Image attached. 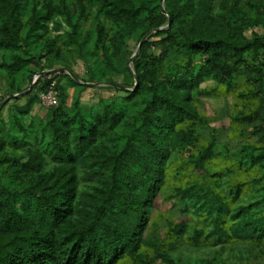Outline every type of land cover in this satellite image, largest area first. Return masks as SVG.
Instances as JSON below:
<instances>
[{
  "label": "trees",
  "instance_id": "trees-1",
  "mask_svg": "<svg viewBox=\"0 0 264 264\" xmlns=\"http://www.w3.org/2000/svg\"><path fill=\"white\" fill-rule=\"evenodd\" d=\"M244 2L0 0V71L9 78L10 93L22 91L17 81L32 77L39 58L60 52L47 34V22L57 14L72 26L64 43L87 49L85 58L97 56L90 80L123 92L102 100L95 111L78 99L68 108L67 94L56 82L59 103L41 131L33 122L26 125L23 116L55 79L42 74L22 96L27 102L16 107L10 129L0 134V168L6 175L0 177V264H118L124 258L148 264V253L176 264L146 232L172 154L187 153V162L206 171L223 154L215 140L190 153L200 141L198 128L207 123L198 100L215 91L202 84L231 88L239 73L248 74L256 82L250 94L260 99L261 109L238 121L253 124L264 139V61L259 60L264 35L244 34L249 21L237 17ZM87 15L95 23L83 31ZM102 18L112 23L110 29ZM157 36L162 37L152 40ZM133 40L142 44L130 60L123 51ZM116 72L132 85H118ZM66 76L81 84L74 74ZM233 156L240 160L230 169L261 172L250 184L259 196L240 203L248 183L237 179L226 193L221 170L208 171L206 183L178 186L183 218L169 223L174 241L185 237L194 247L264 241V145L245 143Z\"/></svg>",
  "mask_w": 264,
  "mask_h": 264
},
{
  "label": "rangeland",
  "instance_id": "rangeland-1",
  "mask_svg": "<svg viewBox=\"0 0 264 264\" xmlns=\"http://www.w3.org/2000/svg\"><path fill=\"white\" fill-rule=\"evenodd\" d=\"M244 9L237 16L240 21L243 19L249 21V26L246 27L244 34L248 37H253L255 34L264 35V0H245ZM86 17L81 22L83 31L93 27L95 23L92 15ZM101 20L106 28H111V22L104 18ZM54 23H59L60 27L55 28ZM47 24L50 27L47 34L55 40V48H60V52L55 50L39 58L42 72H40V68H36L37 70L31 78L30 76L22 77L25 79L17 81L22 91L10 93L9 78L5 72L0 71V134L4 128L10 129L9 123L13 116L18 113L16 107L27 102V98L22 96L33 90L42 74H48L56 82H59V86H61L59 91L67 94L66 107L68 108L78 99L84 108L95 111L100 108L102 100H109L123 94L112 84L90 80L91 70L95 68L98 58L97 56L85 58L83 53L87 49L82 51L73 43L70 45L64 43L65 35L72 30L66 16L57 14ZM161 37L157 36L152 40ZM137 49L135 41H130L127 49L123 51V57L132 58ZM2 54L3 51H0V57ZM260 57L259 60L264 61V57L262 55ZM66 73L74 74L81 84H72ZM247 76L248 74L239 73L231 88H227L224 84L218 85L214 81H207L202 84V87L215 88V91L212 94L201 96L198 100L199 110L207 117V123L198 128L200 141L190 151L191 154H197L212 141L217 142L223 154L213 158L207 164L206 169L209 172L221 170L223 173L220 179L221 187L226 193H229L231 183L237 179L246 181L248 184L240 203H248L259 196L257 189L250 184L261 175V172L256 168L250 170L230 169L235 161L240 160L239 156L233 155L239 153L245 143L264 145V139L259 138L258 133L254 132L256 129L253 124L238 121L245 114H253L256 110L261 109L260 99L253 98L250 94L254 90L256 82ZM114 79L118 85L125 83L132 85L133 83L132 79H126L120 72L114 74ZM13 94L18 95L15 97L21 98L14 100L15 97H11ZM41 95L42 93H39L40 100L35 102L31 111L23 116L26 125L34 123L36 131H41L47 124L52 111V106L45 104ZM14 139L21 141V135L15 134ZM6 149L11 153L17 151L10 145H7ZM187 158L188 154L184 152L182 154L181 152H174L170 158L166 185L152 211L151 221L146 232L147 239L157 240L169 251L176 264H205L201 262L203 259H208V264H264V241L239 242L235 245L226 246L205 243L194 247L185 237L176 242L173 237L169 236V223L179 222L183 218L177 208L179 196L176 194V188L196 182L206 183L208 171L196 168L194 164L186 161ZM5 176L4 170L0 168V177ZM148 254L150 255L148 264H166L155 253ZM118 264L141 263L133 262L130 258H124Z\"/></svg>",
  "mask_w": 264,
  "mask_h": 264
},
{
  "label": "built area",
  "instance_id": "built-area-1",
  "mask_svg": "<svg viewBox=\"0 0 264 264\" xmlns=\"http://www.w3.org/2000/svg\"><path fill=\"white\" fill-rule=\"evenodd\" d=\"M56 80L53 81L50 89L42 93V101L49 106H56L59 103V91L55 87Z\"/></svg>",
  "mask_w": 264,
  "mask_h": 264
},
{
  "label": "water",
  "instance_id": "water-1",
  "mask_svg": "<svg viewBox=\"0 0 264 264\" xmlns=\"http://www.w3.org/2000/svg\"><path fill=\"white\" fill-rule=\"evenodd\" d=\"M146 38V37H145ZM144 40V39H143ZM141 44H142V41L140 42V44L138 45V49H137V52H138V50H139V48H140V46H141ZM137 52L132 56V60L135 58V56L137 55ZM77 78V77H76ZM35 82V81H34ZM33 85V84H32ZM15 96H18V95H16V94H13V95H11V97H15Z\"/></svg>",
  "mask_w": 264,
  "mask_h": 264
}]
</instances>
